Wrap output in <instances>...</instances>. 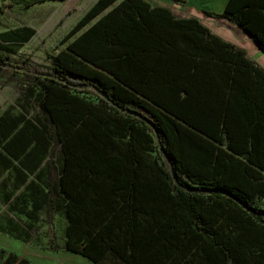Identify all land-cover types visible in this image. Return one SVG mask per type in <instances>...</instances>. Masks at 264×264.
<instances>
[{
	"label": "trees",
	"instance_id": "16d2710c",
	"mask_svg": "<svg viewBox=\"0 0 264 264\" xmlns=\"http://www.w3.org/2000/svg\"><path fill=\"white\" fill-rule=\"evenodd\" d=\"M224 15L264 52V0H229ZM60 42L45 66L0 50V79L39 89L64 156L27 183L22 211L64 213L63 249L94 264H264V68L148 0H96ZM46 133L33 151L22 132L3 148L18 139L34 161ZM0 264L30 262L0 250Z\"/></svg>",
	"mask_w": 264,
	"mask_h": 264
},
{
	"label": "rangeland",
	"instance_id": "374dc122",
	"mask_svg": "<svg viewBox=\"0 0 264 264\" xmlns=\"http://www.w3.org/2000/svg\"><path fill=\"white\" fill-rule=\"evenodd\" d=\"M31 1L0 0V50L45 66L51 63L50 56L65 46L60 42L64 33L95 0H43L29 5ZM24 85L33 91H26ZM38 92L35 85L21 79H0V250L14 251L30 264H94L63 249L67 222L64 213H49L45 204L33 219L22 211L32 205L27 183L33 180L45 184L50 163L58 170L64 159L54 126L38 112ZM42 129L53 138L50 136L49 149L39 153L36 160H23L18 153V139L9 144L14 155L4 150L6 142L22 132L31 138L26 151H33V138ZM4 132L8 139L3 137ZM26 232L30 237L23 241Z\"/></svg>",
	"mask_w": 264,
	"mask_h": 264
},
{
	"label": "crops",
	"instance_id": "0c3cea01",
	"mask_svg": "<svg viewBox=\"0 0 264 264\" xmlns=\"http://www.w3.org/2000/svg\"><path fill=\"white\" fill-rule=\"evenodd\" d=\"M96 1V0H95ZM151 6H165L177 17L196 18L206 25L213 34L218 35L227 42L242 47L249 57L264 68V52L243 32V30L224 15V8L229 0H148ZM191 82V90L197 99L198 71L195 76L188 73L187 82ZM185 83V84H186ZM188 84V83H187ZM185 95V92H182ZM195 99V100H196ZM196 104V101H195Z\"/></svg>",
	"mask_w": 264,
	"mask_h": 264
},
{
	"label": "water",
	"instance_id": "95a60500",
	"mask_svg": "<svg viewBox=\"0 0 264 264\" xmlns=\"http://www.w3.org/2000/svg\"><path fill=\"white\" fill-rule=\"evenodd\" d=\"M124 111H128V110H126V109H123Z\"/></svg>",
	"mask_w": 264,
	"mask_h": 264
}]
</instances>
